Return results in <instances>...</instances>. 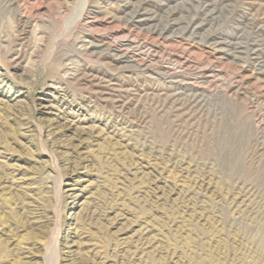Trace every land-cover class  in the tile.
I'll return each mask as SVG.
<instances>
[{
    "label": "rangeland",
    "instance_id": "374dc122",
    "mask_svg": "<svg viewBox=\"0 0 264 264\" xmlns=\"http://www.w3.org/2000/svg\"><path fill=\"white\" fill-rule=\"evenodd\" d=\"M0 264H264V0H0Z\"/></svg>",
    "mask_w": 264,
    "mask_h": 264
}]
</instances>
